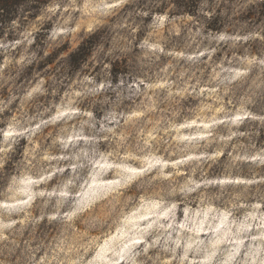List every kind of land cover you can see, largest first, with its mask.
Instances as JSON below:
<instances>
[{
	"label": "rangeland",
	"instance_id": "1",
	"mask_svg": "<svg viewBox=\"0 0 264 264\" xmlns=\"http://www.w3.org/2000/svg\"><path fill=\"white\" fill-rule=\"evenodd\" d=\"M23 3L0 264H264V0Z\"/></svg>",
	"mask_w": 264,
	"mask_h": 264
},
{
	"label": "trees",
	"instance_id": "2",
	"mask_svg": "<svg viewBox=\"0 0 264 264\" xmlns=\"http://www.w3.org/2000/svg\"><path fill=\"white\" fill-rule=\"evenodd\" d=\"M26 0H0V38L2 37L3 31L7 26V23L15 20L14 13H11L14 8L21 4L23 5ZM40 3L42 0H34ZM94 41H83L80 43L73 52L70 53V62L74 65L82 60H85L89 51L92 48Z\"/></svg>",
	"mask_w": 264,
	"mask_h": 264
}]
</instances>
